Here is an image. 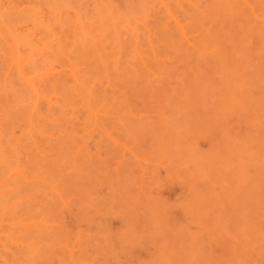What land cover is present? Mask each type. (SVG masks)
I'll return each mask as SVG.
<instances>
[{"label":"rangeland","instance_id":"1","mask_svg":"<svg viewBox=\"0 0 264 264\" xmlns=\"http://www.w3.org/2000/svg\"><path fill=\"white\" fill-rule=\"evenodd\" d=\"M161 1L0 0V263L264 264V0Z\"/></svg>","mask_w":264,"mask_h":264},{"label":"bare ground","instance_id":"2","mask_svg":"<svg viewBox=\"0 0 264 264\" xmlns=\"http://www.w3.org/2000/svg\"><path fill=\"white\" fill-rule=\"evenodd\" d=\"M163 1H164V2H163ZM223 1H225V0H223ZM234 1H235V0H227V4H228V5H227V4H226V5H227V6H230V5H231V6H230L231 8H232V6L235 7V5H236V3L238 2V0H237L236 2H234ZM244 1L247 2L248 0H244ZM244 1H243V2H244ZM161 2H162V4L164 3L165 6H166L165 0H162ZM217 2H218V1H217ZM221 2H222V0H221ZM225 2H226V1H225ZM225 2H222V3H225ZM251 2H252V0H251ZM251 2H250V3H251ZM222 3H221V5H222ZM231 3H233V4H235V5H232ZM250 3L247 2V4H249V5H250ZM218 5H219V3H218ZM2 6H4V5H0V10H2V9H1ZM222 7H223V5H222ZM222 7H220L219 10H221ZM215 8H216V7H215ZM223 10H225V9H223ZM219 12H220V11H219ZM221 12H222L221 15L224 16L225 13L223 14V11H221ZM1 13H3V12L0 11V14H1ZM172 16L174 17L175 15H172ZM172 16H171V17H172ZM217 16H218V15H217ZM225 16H226V15H225ZM47 29L50 31V33L54 34L55 37L58 35V33H57L56 31H54L53 28L47 27ZM216 29H217V28H216ZM216 29H215V30H216ZM218 30H219V29H218ZM218 30H216V31H217V33L215 32L216 34H218V32H219ZM210 32L213 33V31H209V33H210ZM219 33H221V29H220V32H219ZM183 34H184V37H185L186 33H183ZM210 34H211V33H210ZM210 34H209V36H207L209 39H211V38H213V37L215 36V35H210ZM220 35L223 36L224 33H223V34H220ZM58 37H59V36H58ZM186 37H187V36H186ZM213 39H214V38H213ZM58 40H59V38H58ZM60 40H61V39H60ZM32 42H33V41H32ZM216 42H218V41H216ZM216 42H215V43H216ZM31 44H32V43H31ZM31 44H30V46H31L32 50L40 51V50H37V49L39 48V47L37 46V44H36V45H35V44H32V45H31ZM37 47H38V48H37ZM39 49H40V48H39ZM42 50L44 51V49H42ZM42 50H41V51H42ZM44 52H45V51H44ZM24 59H25V58H24ZM22 60H23V58H22ZM14 61H15V60H14ZM16 61H17V60H16ZM25 61H26V60H25ZM15 64H16V66L18 67L20 78L23 79L22 82H23V81H26V82L29 84V86L31 87L30 89H33L34 92H37V91L39 90V88L37 87V84H36V80H35V78H34V79H33V78H29V76L27 77V75H28V74H27L26 77H27L28 79H27V78L24 79V78H25V76H24V75H25L24 70L22 69V67L20 66V64H19L18 62H16ZM24 64H26V63H24ZM24 64H23V65H24ZM27 64H28V63H27ZM23 65H22V66H23ZM25 66H26V65H25ZM53 70H54V68H53ZM72 71H74V70L72 69ZM72 71H70L71 74L74 73L73 75H76L75 72L72 73ZM25 72H26V71H25ZM48 73H49V72H48ZM48 75L51 76L50 74H48ZM47 78H49V77H47ZM80 79H81V78H80ZM79 82H80V81H79ZM79 84L81 85V82L78 83V85H79ZM82 85H84V83H83ZM37 89H38V90H37ZM88 90H89V89H88ZM94 93H95V91H92V90L90 89V91H89V95H88V96H89V98H90L91 100L93 99V95H94ZM37 94L40 95V94H39V91H38V93H36V95H37ZM90 96H91L92 98H91ZM38 97H39V96H38ZM94 97H95V95H94ZM41 102H42V101L40 100V102H39V103L37 102L36 105H37V106H40L39 104H40ZM48 104H50V106L52 107V105H51L52 102L50 103V100H49V103H48ZM38 108H39V107H38ZM33 112H34V111H33ZM33 114L35 115V113H33ZM95 114H96V113H95ZM22 178H24V177H21V179H22ZM24 180H25V179H24ZM28 183H29V182H28ZM30 184L32 185V183H30ZM33 184H34V183H33ZM1 226H2V225H0V227H1ZM33 227H36V226H33ZM0 238H1V237H0ZM2 261H3V260H2ZM3 262H5V261H3ZM5 263H6V262H5ZM5 263H4V264H5ZM0 264H2V263H0Z\"/></svg>","mask_w":264,"mask_h":264}]
</instances>
